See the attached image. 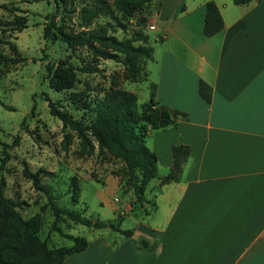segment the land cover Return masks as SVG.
I'll return each mask as SVG.
<instances>
[{
	"label": "crops",
	"instance_id": "1",
	"mask_svg": "<svg viewBox=\"0 0 264 264\" xmlns=\"http://www.w3.org/2000/svg\"><path fill=\"white\" fill-rule=\"evenodd\" d=\"M207 1L152 0L160 37L143 63L142 101L153 95L176 123L145 137L157 173L129 209L139 208L134 223L119 221L132 233L87 226V246L62 264H264V0H212L224 24L211 35ZM177 143L189 149L181 175L160 184ZM102 174L107 192L118 188L116 174ZM105 202L115 215L123 204Z\"/></svg>",
	"mask_w": 264,
	"mask_h": 264
},
{
	"label": "rangeland",
	"instance_id": "2",
	"mask_svg": "<svg viewBox=\"0 0 264 264\" xmlns=\"http://www.w3.org/2000/svg\"><path fill=\"white\" fill-rule=\"evenodd\" d=\"M98 0H0V20H12L15 14H25L24 27L0 23V177L5 179V194L19 202L24 217L38 216L39 234L45 237L54 215L49 198L37 189L26 176L24 166L32 171L44 167L52 173L42 174L41 180L50 190L52 199L59 205L81 209L86 216L123 224L134 223L139 208L131 212L134 198L131 189L124 188L118 174L119 186L107 192L102 172L119 171L123 163L108 152L98 153L97 146L90 153H79L80 137L76 131L62 126L61 120L50 113L46 95L62 104L74 117L89 122L94 116V103L84 107V94L94 98L111 87L135 89L138 101L147 91L146 80H133L123 74L121 61L113 58H96L85 45L70 47L60 38L51 41L43 36L47 15L53 13L64 28L87 33L106 26L109 33L119 38L140 30L149 34L147 43L154 44L158 37L154 25L155 11L145 9L133 15L124 14L116 0H104V6L92 14ZM100 3V2H99ZM140 41H135L139 43ZM61 59L73 64L76 78L71 87L55 90L51 87L45 63L54 66ZM90 67L92 69H89ZM72 92H83L70 97ZM84 96V97H83ZM34 106V107H33ZM68 132L70 142L63 144ZM19 136L16 144L14 135ZM7 142L12 145H4ZM97 141H95V144ZM6 148L7 153L3 152ZM105 165V166H104ZM115 174V173H114ZM75 177L79 186L77 201H72L71 184ZM131 193V194H130ZM123 203L115 213L105 200ZM64 231L85 235L87 226L72 220L61 221ZM131 227V226H130ZM49 241L70 244L71 240L53 230Z\"/></svg>",
	"mask_w": 264,
	"mask_h": 264
},
{
	"label": "trees",
	"instance_id": "3",
	"mask_svg": "<svg viewBox=\"0 0 264 264\" xmlns=\"http://www.w3.org/2000/svg\"><path fill=\"white\" fill-rule=\"evenodd\" d=\"M91 15L104 6V0H98ZM237 4L247 3L250 0H233ZM117 5L124 14L133 15L146 8L150 10L152 0H116ZM48 20L43 25V36L51 41L58 38L65 41L68 46L85 45L96 58H113L122 62L123 74L126 78L143 80L145 70L143 63L152 57L153 46L147 43L149 34L136 30L130 36L119 38L108 32L106 26H101L86 34L74 32L64 28L56 21L55 14L47 15ZM25 14H15L12 20H0L1 24L12 25V28H21L26 25ZM224 21L218 5L209 0L206 2L203 32L211 35L223 27ZM140 41L135 43V41ZM1 61V59H0ZM46 72L51 87L55 90L71 87L76 78L73 64L61 59L54 66L45 63ZM92 69L90 67H87ZM200 95L209 101L211 86L204 80L199 81ZM83 92H72L70 97L77 99L76 95ZM83 106L89 107L94 103V116L89 122L74 117L62 104L46 95L51 114L57 116L64 128L69 127L76 131L80 137L79 153L93 152L97 146L98 153L108 152L112 157L122 161L119 171L113 173L121 176L124 188L133 191L132 205H143L146 200L145 189L148 181L157 173V154L145 142L146 135L155 128L166 127L176 123V112L169 106L162 104L153 95L139 102L137 93L132 90L111 87L100 96L90 98L84 94ZM34 107V106H33ZM1 130V125H0ZM19 140L14 135L13 143ZM95 141L97 143L95 144ZM1 142V141H0ZM70 135L65 132L63 144L67 148ZM4 145H12L3 142ZM3 152L7 153L4 146ZM173 160L170 171L160 178V184L179 179L183 166L188 158V146L182 143L172 145ZM5 158H2V164ZM24 172L33 185L45 192L49 198L50 208L54 218L45 237L39 234L40 219L38 216L24 217L19 210V202L5 194V179L0 177V264H62L64 258L74 251L84 249L88 244L85 235L73 234L64 231L59 225L67 219L90 227L110 226L125 235L132 233L131 228H121L119 222L91 218L81 209L59 205L50 194L48 187L42 182V174L52 173L50 170L39 167L35 171L24 166ZM72 201H77L79 186L75 177L71 184ZM57 231L71 240L70 244H55L49 241V233Z\"/></svg>",
	"mask_w": 264,
	"mask_h": 264
},
{
	"label": "built area",
	"instance_id": "4",
	"mask_svg": "<svg viewBox=\"0 0 264 264\" xmlns=\"http://www.w3.org/2000/svg\"><path fill=\"white\" fill-rule=\"evenodd\" d=\"M151 27H152V28H154L155 26H154V25H152Z\"/></svg>",
	"mask_w": 264,
	"mask_h": 264
}]
</instances>
